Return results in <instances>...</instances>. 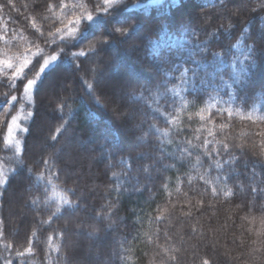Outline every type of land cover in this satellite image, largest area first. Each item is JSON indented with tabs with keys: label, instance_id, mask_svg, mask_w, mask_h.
I'll use <instances>...</instances> for the list:
<instances>
[{
	"label": "trees",
	"instance_id": "16d2710c",
	"mask_svg": "<svg viewBox=\"0 0 264 264\" xmlns=\"http://www.w3.org/2000/svg\"><path fill=\"white\" fill-rule=\"evenodd\" d=\"M98 2L0 0V61L38 48L57 55L43 73L31 57L36 84L26 103L27 81L0 65V97L8 96L0 98V264H168L169 255L178 264H264V196L253 195L264 186V60L243 88L233 82V59L239 70L264 29V0H119L107 22ZM87 12L93 22L69 24ZM221 25L228 32L209 42L221 55L200 52L197 41ZM111 26L126 35L107 36ZM73 27L75 36L56 32ZM21 113L24 129L10 145L8 127ZM213 139L245 146L234 149L230 197L216 177L231 169L212 168L196 147Z\"/></svg>",
	"mask_w": 264,
	"mask_h": 264
},
{
	"label": "snow or ice",
	"instance_id": "6c2138e0",
	"mask_svg": "<svg viewBox=\"0 0 264 264\" xmlns=\"http://www.w3.org/2000/svg\"><path fill=\"white\" fill-rule=\"evenodd\" d=\"M119 2V0H99L98 3L94 4L95 10L97 12V16H104L105 20L107 22L108 17H110L113 13H115L117 11V9L114 7V5H116ZM222 3H224V0H221ZM9 4H10V0H9ZM261 8L264 9V4L261 5ZM96 17H94L92 15V12H87L85 15L81 16V17H76L73 20L69 21L70 25H80L82 22H93L94 19ZM33 24H35V21H33ZM236 27L235 25L229 24V28H234ZM61 31H65L68 32V34L70 36H75L76 32H77V28L73 27L71 29H60L57 28L56 32L60 33ZM224 31V32H228V29H225L223 27V25H221L220 29H216L214 30L212 33L209 34V39L205 40V41H197L198 45H199V51L202 53H207L209 51H212L211 48L209 47V42L211 39L213 38H218L220 35V32ZM127 30L123 29V28H117L115 26H111L108 28V33L109 35L107 36H112L113 34H118L120 36H124L126 35ZM43 35V34H41ZM192 35L193 37L196 36V31L192 30ZM62 40L64 39V37L61 38ZM80 41H74V43H79ZM106 41H101V43H105ZM35 43V42H33ZM238 46V45H236ZM231 47H233V45H229V48L227 51L230 52ZM249 55H245L243 60H240V64L241 67L239 68V70L235 69V64H236V59H233V67H234V83H237L240 85L241 88H243V85L241 84V80L243 79V77L248 73L249 69L253 66H255V64L257 63V57H259L260 59L264 60V29H261L260 34H259V39H258V43L255 44L254 46L249 48ZM78 55L83 56L84 53L81 52ZM212 55L214 57L216 56H220L221 53L217 52V51H212ZM35 56L38 57L37 61H36V65H39V61L42 60L43 61V65L40 66V72L43 73L46 69H50L52 67L53 62H55L57 60V55H51L47 58L44 57L43 55V50L38 48L37 53L34 54H27L24 55L23 59H17V61L15 63H13V61L11 59H4L2 61H0V65H6L7 69L12 70L13 72V79L16 81H27V84L25 85V91L30 90L33 88V86L36 84V80L35 79H29V74L33 71V68H30L29 65L32 64V59L31 57ZM244 61H248V63H245ZM193 64L194 65H198L199 61L195 60V58H193ZM36 65H34L33 67H35ZM25 69H28V71H25ZM188 71L192 72V76L191 79L195 80L198 77V72L195 71V68L192 69H188L185 68V73L186 74ZM183 75V74H182ZM214 75V74H213ZM221 79H223V76H221ZM202 83H204V81H201ZM11 86V85H9ZM229 87H231V85H228ZM4 100L5 104L8 103V96L7 94H5L3 97H0ZM12 101H16L17 97L12 96L11 97ZM99 102V101H97ZM242 102L246 103V99L242 98ZM5 115H7V112H5ZM228 116L229 118H231L232 116V112L229 111L228 112ZM249 120H252V116L249 115L247 117ZM201 120L205 119L203 116L200 117ZM257 119L261 122H264V116H259L257 117ZM12 124L15 125L16 124V117L13 116L12 117ZM226 128L225 124H221L220 125V129L224 130ZM13 129L11 126L8 127V133L9 135H11ZM208 135L209 136H215V133L213 132V130L211 128L208 129ZM10 143H12V141H9ZM15 143H19L18 141H16ZM191 143V142H188ZM209 143H215L218 144L219 147L214 149V150H209L208 149V145ZM261 152L260 154L262 156H264V141H261ZM196 147H202L204 149L203 155L209 157L212 161L211 167L215 168V169H231V172L228 175H220L217 176V179H222L225 182V192L224 195L225 197H230L232 195H235L234 192L231 191V189L227 188V180L231 178V174L235 173L236 175H239L237 169L234 167L235 163L237 162V157L234 155V149H244V145L240 144V145H232L231 147L229 146V143L227 141H216L215 139H213L212 141L209 140H204L202 142V145L196 146ZM227 155L228 159L224 160L223 159V155ZM241 155H243V151H241ZM217 157H219V159H217ZM43 163H45L46 165L49 164V161H43ZM243 163L246 165L247 161H243ZM257 163L261 164L262 166H264V160H260L257 161ZM142 170L147 171V167L145 165H140ZM50 170V169H49ZM211 169H209L210 171ZM31 171V170H29ZM260 175L257 174L255 171V167H253L252 170V182L253 184L256 183V177ZM43 177L41 176H37V180H41ZM201 179H203V177H201ZM3 181H0V183H2ZM260 182L261 184H264V175H261L260 178ZM205 183H210V181H205ZM212 193L213 195H217V190L216 187L212 188ZM253 195H260V196H264V186L259 187V188H253ZM64 204H67L70 208L73 207V202L71 200H67L64 199L63 200ZM202 204V202H200ZM60 209H57V212H59ZM108 228H111V225L107 226ZM29 251H31V249H29ZM167 249H165V252L167 253ZM22 255V254H20ZM99 258V257H97ZM168 260V264H178L177 258L175 256H171L169 255L167 257ZM5 264H11V261L8 258H5ZM202 264H213L212 261L208 260L207 258H204L202 260Z\"/></svg>",
	"mask_w": 264,
	"mask_h": 264
},
{
	"label": "rangeland",
	"instance_id": "374dc122",
	"mask_svg": "<svg viewBox=\"0 0 264 264\" xmlns=\"http://www.w3.org/2000/svg\"><path fill=\"white\" fill-rule=\"evenodd\" d=\"M123 72H125V71H123ZM130 76H132L133 75V73H131V72H129L128 73ZM117 75H119V74H117ZM111 76V75H110ZM112 77V76H111ZM132 79H134L135 78V76L133 75L132 77H131ZM54 80H56L55 79V76L53 77V76H50V77H48L47 78V83H50V82H53ZM49 85V84H48ZM48 87V86H47ZM31 92H32V89H30V90H27L26 92H25V99H24V101H25V103H26V101H29L30 100V95H31ZM24 103V102H23ZM49 105H46V107H45V109H48L49 107H48ZM23 109V104H21V107H20V110H22ZM22 113H23V111H22ZM17 114V116H16V124L15 125H13L12 124V122H11V127H12V129H13V131H12V133H11V135H9V133H8V135H7V143L8 144H10V145H17V143H15L16 141H18L19 140V132L20 131H23V129H24V124H22V120L23 119H25V116L23 115V114ZM132 125L131 124H129V125H127V127H125V129H128V130H131L132 129ZM9 141H12V143H10ZM83 158H80V159H77L75 162H77V163H81V162H83V160H82ZM88 173H91L92 175H94V173L93 172H91V170L88 172ZM3 174L5 175L6 174V170L4 169H0V181H2L3 180ZM21 223V226L23 225L22 224V222H20ZM76 236H77V234H76ZM75 240H76V242L78 243V245H80L81 244V239L79 238V236H77V238H75ZM86 259L88 260V261H90V262H94L95 260L93 259V255L90 253L89 254V252H88V257H86Z\"/></svg>",
	"mask_w": 264,
	"mask_h": 264
}]
</instances>
